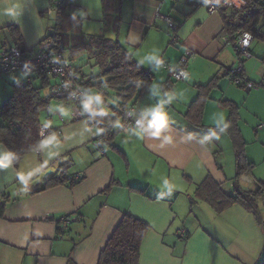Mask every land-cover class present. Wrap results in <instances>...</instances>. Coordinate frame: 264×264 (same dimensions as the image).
Returning a JSON list of instances; mask_svg holds the SVG:
<instances>
[{
  "label": "crops",
  "instance_id": "1",
  "mask_svg": "<svg viewBox=\"0 0 264 264\" xmlns=\"http://www.w3.org/2000/svg\"><path fill=\"white\" fill-rule=\"evenodd\" d=\"M112 1L117 27L109 31L154 76L150 91L132 108L149 125L157 111L163 112L167 126L154 136L151 127L119 132L118 122L106 142L76 104L46 101L50 114L45 106L41 122L50 134L38 152L27 154L19 167L10 154L8 166L0 167V194L20 197L0 218V264H98L125 215L149 225L140 264H262L264 195L257 215L240 203L218 211L205 197L208 183L228 196L264 187V93L248 91L228 76L239 64L225 41L222 11L229 17L230 9L209 14L197 0ZM247 1L250 7L253 0ZM14 5H19L15 17L3 11ZM53 5V0H0V42L17 46L11 37L17 33L18 46L36 54L56 28L55 12L48 13ZM162 16L178 24V44H172ZM104 19L102 0H73L62 27L75 22L83 33L94 30L84 36L101 35ZM261 40L255 36L253 56L243 62L244 75L253 82L264 77ZM187 49L194 53L188 78L172 81L165 66H177ZM80 55H74L79 65ZM32 75L44 100L56 79L41 71ZM14 80L25 84V78ZM212 81L216 85L204 92ZM9 97L0 99V106ZM91 100L97 102L93 95ZM221 116L224 123H215ZM239 144L254 169L237 178ZM5 153L10 152L0 143V156ZM62 175L74 185L48 187ZM78 175L82 179L75 181ZM64 217L71 220L67 229L57 223Z\"/></svg>",
  "mask_w": 264,
  "mask_h": 264
},
{
  "label": "trees",
  "instance_id": "2",
  "mask_svg": "<svg viewBox=\"0 0 264 264\" xmlns=\"http://www.w3.org/2000/svg\"><path fill=\"white\" fill-rule=\"evenodd\" d=\"M102 4L105 11V28L108 31H116L117 17L113 13L115 3L112 0H102ZM250 4L252 5L249 7L248 2L247 8L249 10L242 17L236 16L234 12L230 13L229 17H226L227 12L222 9L226 22V31L229 34H233L238 30H244L252 32L255 36H260L259 32L254 29V24L262 15L264 16V0H253ZM117 6H119L118 2ZM55 14L56 28L46 38L54 40L57 45L63 46L65 54L69 50L72 57L78 53H87L93 67L98 69L96 75H83L82 83L91 90L97 91L96 97H100V100L97 102L91 101L89 111L93 116L97 129H103V131H100L102 138L106 142H111L116 133L114 130L115 125L118 122H122L125 113L150 91L154 76L151 71L144 69L137 62L133 54L121 42L111 39L105 34L87 37L83 35L71 39L62 27L65 10L56 9ZM11 37H13L18 48L25 50L23 47L18 46L20 39L17 33L11 34ZM76 67L82 71L80 67ZM48 74L47 71L41 70L43 77L46 78ZM215 85L216 82L212 81L204 87V92L210 91ZM109 90L115 91V96L118 100L117 106H107V98L109 96L107 91ZM202 94L204 93H200L199 97ZM47 104L42 98L41 88H36L30 81L25 84H14L11 96L0 106L2 109L0 117V143L8 148L16 167L21 165L27 154L38 152L40 148L41 139L39 138V130L42 124L41 115L42 110ZM194 106L195 103L191 106L192 110L190 114ZM9 121L16 123L17 127H10L8 125ZM232 138L235 141L234 134ZM242 147L243 144L236 146L237 178L246 172H252L254 169V164L246 161ZM66 183H69L68 179L62 175L53 179L48 184V187ZM74 183L71 182L69 185L73 186ZM204 187H208L209 189V194L206 193L205 197L218 211H222L234 203H240L257 215L258 201L264 195V187L249 192L236 190L234 196H228L219 189L216 190L209 183L204 185ZM216 193L221 196V199L217 198L219 196H216ZM19 199L20 197L12 199L7 192L1 193L0 218L4 216L8 205ZM148 231L149 225L147 223L130 215H125L108 240L98 264H140L141 244ZM262 264H264V260Z\"/></svg>",
  "mask_w": 264,
  "mask_h": 264
},
{
  "label": "built area",
  "instance_id": "3",
  "mask_svg": "<svg viewBox=\"0 0 264 264\" xmlns=\"http://www.w3.org/2000/svg\"><path fill=\"white\" fill-rule=\"evenodd\" d=\"M54 5L48 10L49 14L55 12L56 9L68 10L73 7V0H53ZM201 2L207 9L209 14H216L221 9H233L241 11L248 6L247 0H197ZM167 22L172 44H178V24L169 16H162ZM255 39L252 32L238 30L233 34L227 33L225 41L230 44L237 52L239 64L228 71V76L232 82L244 87L248 91L264 90V77L260 82H253L246 78L243 71V62L251 58V46ZM194 56L192 50L187 49L180 58L177 66L164 65L168 70L172 81H186L188 78L189 60ZM264 61V55L262 56ZM45 70L55 79V83L51 85L49 95L45 101L51 99H66L76 104L82 115L88 119L94 126L95 122L90 113L92 90L82 83L83 72L77 69L72 61L66 56L63 46L57 45L54 40L45 39L36 54L22 50L17 46H11L6 42H0V75H9L12 73L33 74L37 71ZM92 101V100H91ZM88 104L86 108L85 105ZM45 110L50 114V107L46 105ZM2 109L0 108V117ZM10 127H17L13 121H9ZM260 125L259 128H262ZM134 128L149 129L150 125L136 116V110L130 108L124 116L119 132L128 133ZM50 134L49 128L41 124L39 130V138L44 139ZM82 175L74 178L80 181ZM63 229H67L71 223L69 217H64L57 221ZM183 236V232L180 233Z\"/></svg>",
  "mask_w": 264,
  "mask_h": 264
},
{
  "label": "rangeland",
  "instance_id": "4",
  "mask_svg": "<svg viewBox=\"0 0 264 264\" xmlns=\"http://www.w3.org/2000/svg\"><path fill=\"white\" fill-rule=\"evenodd\" d=\"M248 10L249 9L246 7L245 9H243L241 11H238V12L233 10V9H230L228 12L229 13L234 12V14H236V16L242 17L243 15L247 14ZM254 25H255L254 29L256 31H258L261 36L264 37V16L262 15L258 19V21L255 22ZM96 26L97 25L95 23H92V27L96 28ZM89 31H93V32H86V31H84V33L81 32V24H80V26H78V25H76L75 22L71 23L70 26H68L66 29H64V32L67 33L68 36L71 37V39L78 38V37H81L83 35H88L89 33H94V30H89ZM102 34H105L107 37H109L111 39H114V36L112 35V32L108 31L106 28H105V30L103 28V31H102L101 35ZM258 42H259V40L257 39L255 43H258ZM261 43H264V40H261ZM231 48L234 49L232 46H231ZM81 54L84 55V57L82 55H80L83 58L81 59V62H80V65H79L78 61L76 60L77 58H74V56L72 57L69 50L66 51V56H68L70 59H72V62L76 63V65H79L81 67V69L83 70V73L85 75L89 76L92 72H93V74L96 75L98 73V69L92 66V61L89 60L88 54L85 53V52L81 53ZM15 78H25L23 83H27L29 81V79H30L35 87L38 86V85L35 84L36 82H38V79L33 77L32 74H25V73L17 72V73H12V74L0 77V99H3V102L10 96L9 93H10L12 87H13L12 84L15 83V80H14ZM4 81H6V82L4 83ZM40 86L41 85L39 84L38 87H40ZM107 93L109 95L108 98H107V106L108 107L117 106V101L118 100H117V98L115 96V91L109 90V91H107ZM262 93H264V90H262ZM92 95H93V98H95L96 95H97V91H94ZM2 103L0 102V105Z\"/></svg>",
  "mask_w": 264,
  "mask_h": 264
},
{
  "label": "clouds",
  "instance_id": "5",
  "mask_svg": "<svg viewBox=\"0 0 264 264\" xmlns=\"http://www.w3.org/2000/svg\"><path fill=\"white\" fill-rule=\"evenodd\" d=\"M19 7V5H14L12 7H7L5 8L3 11L9 15H12L13 17H15L16 15V11L15 9ZM150 59H154V57L150 58ZM158 64L160 63L159 61L157 62ZM95 99L97 101L100 100V97L97 96L95 97ZM91 100L89 101L90 104ZM85 107H88V104L85 105ZM168 123V119L166 114H164L163 112L157 111V113L154 115V118L151 120L150 122V127L151 129H153V135L154 136H159L160 132L167 126ZM215 123L217 124H223L224 123V119L221 116L219 119H217L215 121ZM225 127H227V125H225ZM99 131H103V129H100ZM10 160V153H5L3 156H0V167H7L8 163H6V161Z\"/></svg>",
  "mask_w": 264,
  "mask_h": 264
},
{
  "label": "water",
  "instance_id": "6",
  "mask_svg": "<svg viewBox=\"0 0 264 264\" xmlns=\"http://www.w3.org/2000/svg\"><path fill=\"white\" fill-rule=\"evenodd\" d=\"M50 174H51V172H48V173H47V175H50Z\"/></svg>",
  "mask_w": 264,
  "mask_h": 264
}]
</instances>
